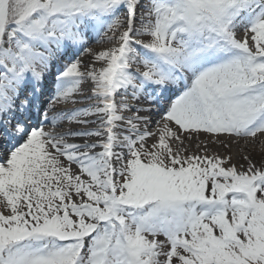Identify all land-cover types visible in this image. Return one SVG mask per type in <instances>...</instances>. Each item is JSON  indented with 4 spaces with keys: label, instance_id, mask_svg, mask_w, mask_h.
I'll return each instance as SVG.
<instances>
[{
    "label": "snow or ice",
    "instance_id": "snow-or-ice-1",
    "mask_svg": "<svg viewBox=\"0 0 264 264\" xmlns=\"http://www.w3.org/2000/svg\"><path fill=\"white\" fill-rule=\"evenodd\" d=\"M0 264H264V0H0Z\"/></svg>",
    "mask_w": 264,
    "mask_h": 264
},
{
    "label": "rangeland",
    "instance_id": "rangeland-1",
    "mask_svg": "<svg viewBox=\"0 0 264 264\" xmlns=\"http://www.w3.org/2000/svg\"><path fill=\"white\" fill-rule=\"evenodd\" d=\"M204 137H201V139H203ZM236 146L237 145H233V146H231V147H223V146H221L220 147V150L221 151H219V150H217V152H219L222 156L223 155H232V157H233V161L238 157V155H239V153H238V151H237V148H236ZM238 146H240V148H244V147H250V148H253V146L252 145H244V144H239ZM213 148L215 147V148H217V145H213L212 146ZM248 147V148H249ZM244 153H245V151H243ZM245 154H248L247 152L245 153Z\"/></svg>",
    "mask_w": 264,
    "mask_h": 264
},
{
    "label": "bare ground",
    "instance_id": "bare-ground-1",
    "mask_svg": "<svg viewBox=\"0 0 264 264\" xmlns=\"http://www.w3.org/2000/svg\"><path fill=\"white\" fill-rule=\"evenodd\" d=\"M96 47L99 48V47H102V46L101 45H96ZM241 144H243V143H241ZM220 147L221 146H217V148L214 147V150L215 151H217V150L221 151L220 150ZM248 147L240 148V146H238V145L236 146L238 153H240L241 151H245V153L247 152L249 154V151L252 148H250V147L248 148ZM251 154L254 155L256 159H259V156L258 155H255V152H252ZM223 156H225V155H223ZM233 162L238 163V164L239 163H243V161L240 159V155H238V157Z\"/></svg>",
    "mask_w": 264,
    "mask_h": 264
}]
</instances>
